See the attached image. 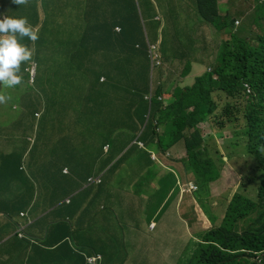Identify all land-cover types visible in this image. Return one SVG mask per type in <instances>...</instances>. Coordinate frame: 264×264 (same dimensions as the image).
Masks as SVG:
<instances>
[{"label": "trees", "instance_id": "16d2710c", "mask_svg": "<svg viewBox=\"0 0 264 264\" xmlns=\"http://www.w3.org/2000/svg\"><path fill=\"white\" fill-rule=\"evenodd\" d=\"M145 10H152L151 0H141ZM162 3V0H160ZM211 6L214 0H208ZM255 4L252 26L256 27L254 35L251 30V39L240 38L232 34V45L225 49L222 60L213 71L198 76L192 88L187 89L188 93H194L199 87L197 97L192 105L183 107L185 100L180 94L184 90L180 88L174 93L175 103L163 105V102L156 101V97L166 94L167 88L172 93L171 86L157 88L153 87L149 94V67L148 61H142L145 56V45L141 51V61L137 68L136 76L133 71L138 65L137 59L130 55L127 49H122L132 40L136 34L135 23L131 19L106 18L120 8L135 11L134 0H29L27 5H16L13 0H0V17L2 15L12 17H27L33 26L39 28V39L37 45L44 59H39L40 64L46 61L48 69L42 72L36 89L35 97L26 100V107L35 114L40 115L36 122L37 135L35 131L26 126V148L32 152L31 137L35 136L34 144L39 148V155L49 158V165L45 170L47 185L48 206L46 207L47 218L35 228L43 234L41 243L45 246L33 245L22 247L19 244L6 245L9 250L32 251L39 254L60 253L62 264H81L82 259L74 252L71 245L65 244L69 238L66 217L79 206L77 200L83 205V197L88 193H78L71 199L70 205H56L66 197L81 189L88 177L92 175L88 167V159L83 154V149L89 145L94 146L98 141L108 145L106 159L112 162L113 158L120 154L136 137L144 142L147 148L162 146L163 137L166 134L183 136L182 131H188L197 126L200 122L211 119L210 115L218 101L227 96L237 102H241V108L227 106L223 111L226 117L221 126L235 124L241 121L240 115L247 118L249 141L243 142L242 149H238V143L229 144V153L234 148L235 155L243 159L251 160L250 165L244 164L236 174H241L239 183L233 189H238L235 194L226 199L221 207L224 216L221 224L212 227L208 234L203 237L208 246H202L199 252L200 264H264V2L261 0H246ZM198 9L203 17L222 29V26L210 16V10L206 0H197ZM162 8V4H160ZM211 18V21L209 20ZM75 19H82L92 26L75 22ZM225 26H233L234 21L227 17L223 19ZM122 28L121 32L115 30ZM234 31L233 29H230ZM84 41L96 44H105L104 54L106 63L99 65L97 70H89L82 75L75 76L74 70L81 61H67L65 66L58 72L52 73V65L47 60L44 49V41L49 40L52 34L56 39L61 37L71 38L74 33ZM140 40V32H137ZM151 36V35H150ZM152 37V36H151ZM27 39V38H26ZM27 42L32 45L30 40ZM168 49L178 46L166 44ZM227 46V45H226ZM164 53L166 52L163 47ZM73 60L78 58H73ZM192 62L187 66L190 68ZM57 65H61L57 62ZM43 66V65H42ZM42 68V67H41ZM134 68V69H132ZM130 69V70H126ZM104 77V81L100 79ZM139 82H135V81ZM245 85L251 88L248 92ZM39 93V94H38ZM190 95L186 102L190 101ZM88 95V96H87ZM148 96L145 99V96ZM91 102L95 109L93 113L88 111L87 119L92 116V123H97L85 134L79 133L73 136L77 141L67 139L64 135V124L68 120L65 116L67 111L73 109L85 110ZM86 103L84 106L83 104ZM43 106V108H42ZM164 107V108H163ZM61 113H64L62 115ZM80 117L76 123L81 122ZM72 122V120H71ZM62 129V130H61ZM160 131V132H159ZM140 135L138 136L137 134ZM194 138V139H193ZM193 143H188L190 161L192 166L202 169V179L205 183H211L221 178L222 160L214 162L210 149L205 146L204 139L200 138L197 132L193 133ZM55 140H60L64 145V152L59 160L54 156L53 148ZM69 146V151L66 146ZM103 147V144H102ZM195 147L199 150L196 152ZM130 151L121 155L113 164L111 169L117 168L122 163H129ZM60 154V153H59ZM91 152V156H93ZM33 153L27 157L30 159ZM217 156V153L215 152ZM24 153H22V158ZM218 162V163H217ZM69 168V175H63V169ZM234 180V179H233ZM232 180V181H233ZM65 189V194H51L52 190ZM82 197V198H80ZM67 214V215H65ZM218 217V215H216ZM59 234L56 241L58 246L54 251H45L43 247L52 246V237ZM30 245V242H21ZM55 244V243H54ZM3 251L0 248V255Z\"/></svg>", "mask_w": 264, "mask_h": 264}, {"label": "clouds", "instance_id": "9594fccd", "mask_svg": "<svg viewBox=\"0 0 264 264\" xmlns=\"http://www.w3.org/2000/svg\"><path fill=\"white\" fill-rule=\"evenodd\" d=\"M207 5L209 3L208 0ZM264 2V0H261ZM16 5H27L29 0H13ZM152 10H145L141 0H134L135 11L130 9H124L123 7L114 12L113 14L107 16L106 18H120V19H131L135 23L136 34L132 40H130L126 45L122 46V49H127L131 56L135 57L138 61L137 67L133 71V75L136 76L137 68L141 61V51L145 45V56L142 61H148L147 66L149 67V94L151 95L154 86L157 88L166 86H171L175 88V82H177V88L173 90L167 88L164 91L166 94L157 96L156 101L163 102V105L169 103H175L176 98L174 93L180 88L184 90L181 96L185 97L182 106L188 107L192 105L193 100L197 97L200 87L191 93L190 101L186 102L187 97L190 95L186 90L192 88L195 79L207 72L213 71V69L219 65L220 60H222V55L225 49H229L232 45V34H236L240 38L251 39V30L256 29L252 26L253 16L255 12V4L248 2L246 0H214L212 8L208 5L210 10V16H215L214 19L222 26L220 29L214 23L207 21L201 11L198 9L197 0H162V8L157 4V1L151 0ZM248 6H253L254 11L251 14L250 9L244 11H235L238 9L246 8ZM228 18L234 21L233 26H225L223 24V19ZM248 24L245 27L237 26L240 24V20H247ZM211 21V18L209 19ZM75 22H80L83 25L92 26L90 23L82 19H75ZM207 29L210 32L208 37L212 38L213 45L207 49H202V30ZM233 29L234 31L230 30ZM117 32H121L122 28L116 27ZM140 32V40L138 38L137 32ZM178 33L186 34L188 40V46H185L187 50L180 51V47L176 46L171 50L162 44L164 41V35L167 38H173ZM152 37H151V36ZM27 38V39H26ZM39 39V28L38 26H33L27 17H12L2 15L0 17V108H4V114H10L14 111L17 100H19V105L24 107V110L17 114L18 122L12 127V131H7L4 126H0V138L11 139L10 134L22 131V137L26 138L25 128L32 129L35 131L34 135H37V127L35 126V119L38 122L40 115L35 114V111H30L26 107V100L29 98L27 92L34 91L38 87V80L40 79L41 72L48 67L46 61L40 64L39 59H44V55L40 53L39 46L37 45V40ZM27 40H30L33 44L30 45ZM44 49L47 54V60L50 61L52 68V73L58 72V70L65 66L67 61H81L79 65L74 70L75 76L84 74L89 70H97L99 65H104L106 63V55L104 54L105 44H96L89 41L82 40L76 32L71 38L61 37L56 39L52 34L50 39L43 40ZM215 44H217L218 49H215ZM195 45L193 50L188 51V48ZM227 45V46H226ZM165 49V53L163 51ZM73 58H78L73 60ZM195 60V61H192ZM192 62L190 68L187 66L189 62ZM60 62L61 65H57ZM43 65V66H42ZM42 67V68H41ZM189 68V73L186 69ZM134 69V68H132ZM130 70V69H126ZM93 71V72H94ZM179 73H183L178 76ZM172 75V77H171ZM189 76V78H185ZM155 81L153 83V79ZM187 79H190L187 80ZM101 82L104 81V77L100 79ZM135 82H139L138 80ZM248 92L251 88L245 85ZM5 90V91H4ZM177 93V92H176ZM39 94V93H38ZM179 94V93H177ZM88 96V95H87ZM31 98V97H30ZM145 99L148 98L146 95ZM227 96L218 101L215 105L213 112L211 113V119L200 122L197 126L188 131H182L183 136H178L174 134H166L162 140V146L157 149L156 147L147 148L141 138L132 140V142L118 155L114 162L121 157V155L129 150L137 149L145 152L149 160L159 169L166 171V178L164 179V191L162 196H168L167 199L168 206L167 210L170 208L172 202L179 198L181 203L186 202L190 199L192 202L191 212L192 218L188 215L186 207L184 204L181 205V213L183 219L189 224L190 229L195 236L193 237V242L185 251L179 264H200L199 263V252L202 246H208L209 243L204 241V238L208 232L215 225L221 224V219L224 216L221 207L226 199H230L238 189H233L230 182L234 179L231 177L229 182V175H225V178H219L218 180L205 183L201 175L203 170L199 169L197 166H192L190 161V151L188 149V143H193V133L197 132L200 138L204 139L205 146L210 149L213 155V160L216 162L218 159L222 160L221 171H228L231 168L232 172L235 173V168L230 163L236 161V157H228L230 154L227 146L237 142L243 145V142L249 141L250 134L248 133V123L247 118H243V113L239 116L241 121L234 126L225 125L221 126V122L226 119L223 117V111H227V106L231 105V108H241V102H237L233 98ZM12 101V109L8 112L7 105ZM33 108V107H31ZM43 108V106H42ZM164 108V107H163ZM85 110L73 109L67 111L65 116H68L67 122L64 124L65 132L64 136L67 139L77 141L73 136L79 133L85 134L90 131L91 128L97 127V123H92V116L88 119V111L93 113L95 106L89 102L88 106L83 108ZM64 115V113H61ZM83 117L81 122L76 123V121ZM7 118L4 120L6 122ZM72 120V122H71ZM203 129H209L210 132L206 133ZM160 132V131H159ZM138 136L140 135L137 134ZM193 138V139H192ZM223 140V147L225 148V155H222L220 149L223 148L217 142ZM32 142L31 148L32 152L29 150L22 151L24 155L29 157L33 153L32 158L39 156V148L34 144L35 136L30 138ZM108 145H105L104 151L108 150ZM195 151L199 150L195 147ZM19 152L18 149H14ZM130 151V152H131ZM217 153V156L215 155ZM20 154V152H19ZM244 154V150L243 153ZM241 154V155H242ZM238 155V156H241ZM164 162L167 164L164 165ZM218 163V162H217ZM112 164V166H113ZM225 164H227L225 166ZM230 164V165H229ZM45 166V170L47 166ZM222 173V172H221ZM63 175L66 177L69 175V168L63 169ZM238 177L241 174H236ZM106 172L103 171L97 175H91L88 177L84 184H81V189L79 191L74 190L70 195H66L65 198L58 205H70L71 199L76 197L78 193L92 191L103 186L105 182ZM240 178V177H239ZM242 178V177H241ZM228 180V184L223 185V191L217 192L219 184L224 183ZM65 194L59 193L58 196ZM49 195L47 191V185L45 178L43 179V206L44 212L42 215L37 217H32L29 213L19 212L15 217L8 211L0 212V218L5 219L7 225L0 228V248L3 253L0 255V262L4 261V256H8V263L2 262V264H62L58 261L56 254H39L32 251H19L13 250V248L6 250L4 247L10 244H19L22 247H31L33 245L45 246L41 243V238L43 234L38 233L35 228H37L42 221L47 218L46 207L49 205L47 201V196ZM82 198V197H80ZM84 204L82 205L77 200V205L79 208L76 211L71 212L64 221H66V226L68 227L69 238L65 241V244L71 245L74 248V252L78 253L82 259L81 264H124L123 255L132 246V239L126 237L130 235L128 230L124 228L121 222H116L113 228L103 231L105 238L101 242L95 241V235H91L90 231L94 228L93 217L88 220L86 227L82 230H78L77 227L72 222V217L77 215H82L83 212L90 207L91 198H82ZM73 200V199H72ZM205 205L209 209V216L206 219L203 214L205 212ZM99 214L103 213L102 208L97 209ZM108 214L114 215L112 209L106 208ZM66 215V214H65ZM218 215V217H216ZM152 230L155 229V225H151ZM195 228L198 231L195 232ZM116 236H112L116 234ZM55 236L52 237V239ZM58 238V237H57ZM113 239V241L111 240ZM57 241V240H56ZM52 243V246L43 247L45 251H54L55 247L60 243ZM21 242H30L31 244H24ZM101 248H112L113 255L109 256V259H105V255L101 252Z\"/></svg>", "mask_w": 264, "mask_h": 264}, {"label": "crops", "instance_id": "0c3cea01", "mask_svg": "<svg viewBox=\"0 0 264 264\" xmlns=\"http://www.w3.org/2000/svg\"><path fill=\"white\" fill-rule=\"evenodd\" d=\"M209 32L204 29L201 33V46L204 50L213 45L212 38L208 37ZM214 47L218 49L217 44ZM9 136L11 139L0 138V212L8 211L13 217L19 212L29 213L32 217L40 216L45 208L43 179L49 158L37 155L36 158L28 159L26 154L22 158V151L26 148V138L22 137V131ZM53 145L58 147L53 150L54 156L59 160L61 153L65 151V144L60 145V140H55ZM105 145L103 141H98L94 146L89 145L83 149L90 172L97 175L105 171L106 176L102 187L88 192V198L92 201L90 207L81 216L72 217L73 224L78 230H82L93 217L94 228L90 234L95 235V241L99 243L105 238L103 231L113 228L116 222H121L130 233L126 237L132 239L133 246L123 255L124 264H179L195 236L181 213V205L184 204L192 218L191 200L181 203L176 198L167 210L171 190L167 197L162 196L166 171L155 167L148 155L137 149L130 152L131 164L122 163L112 170L116 157L108 162ZM14 149H18L20 154ZM66 150L69 151L68 145ZM91 152L94 153L93 156ZM59 193H64V188L51 192ZM100 208L103 210L102 214L97 211ZM106 208L112 209L114 215L108 214ZM153 224L154 230L151 228ZM6 225L5 219L0 218V228ZM196 231L198 229L195 228ZM54 235L52 243L59 237L57 233ZM116 235L117 233L112 236ZM101 252L106 260L114 254L112 248H101ZM56 256L58 261H62L60 253ZM2 262L8 263V256H4V261L0 264Z\"/></svg>", "mask_w": 264, "mask_h": 264}, {"label": "rangeland", "instance_id": "374dc122", "mask_svg": "<svg viewBox=\"0 0 264 264\" xmlns=\"http://www.w3.org/2000/svg\"><path fill=\"white\" fill-rule=\"evenodd\" d=\"M155 1H157V4L158 5L162 4L160 0H155ZM246 9H250L251 14L254 11L253 6H248L246 8L238 9V10H235V11H237V12L238 11H244ZM240 21L241 22H240L239 26H237V28L238 29L240 27H245L246 28V25L248 24V19L247 20H240ZM256 33H257V29H254V35H256ZM165 43L166 44H169V45L176 43L180 47V51L179 52L184 51V50H187L185 48V46H188V40L186 38V34H181V33H178L173 38H167L164 35V41L162 40V44H165ZM194 47H195V45L189 47L188 48V51L193 50ZM192 61H195V60H192ZM186 71L189 73V68H187ZM182 74L183 73H179L178 76H181ZM171 77H172V75H171ZM185 78H189V76H186ZM187 80L190 81V79H187ZM154 81H155V78L153 79V83H154ZM27 94H28V97L29 98L30 97H33V98L35 97V92L34 91L27 92ZM19 104H20L19 103V100H17V104H16V107H15L14 111L12 113L6 114V115L4 114V108H3L4 105H2V108H0V126H4V129L7 130V131H12L13 125L18 122V115L17 114L21 113L24 110V107L23 106H20ZM85 104L86 103H84L83 106ZM11 109H12V101L7 105L8 112ZM6 118H7V120L5 122L4 120ZM203 130H205L206 133L210 132L209 129H203ZM217 143L220 144L223 147V144H224L223 140H220ZM232 146H234V144H232ZM238 146H239L238 147L239 150L242 149V145L241 144H238ZM234 151H235L234 148H232L230 154L228 155L229 158H231L232 156H235V152ZM220 152H221L222 155H225V148L224 147L221 148L220 149ZM230 164L233 165L236 170H239L241 167L244 166V164L246 166H248V165H250L252 163H251V160H249V159H245V161L243 162V159H241L240 156L237 155L236 161H234V162H232ZM226 165L227 164H225V166ZM225 175H229V177H228L229 182L231 181V177L234 178V180L230 182V184L232 185V187H234L235 184H238L239 183V177L240 178L242 177V175L241 176L239 175V177H238L236 174H234L232 172L231 168H228V171H222L221 177L222 178H225ZM228 180L227 181H224V183H221L220 182V184L218 185L219 188L217 189V192L223 191V185L228 184L227 183ZM204 210H205V212H204L203 216L206 219H208L207 217L209 216L210 213H209V209H208V207L206 205L204 207Z\"/></svg>", "mask_w": 264, "mask_h": 264}]
</instances>
